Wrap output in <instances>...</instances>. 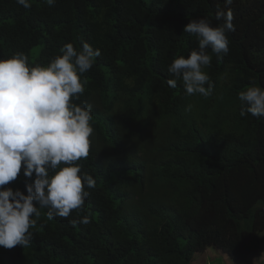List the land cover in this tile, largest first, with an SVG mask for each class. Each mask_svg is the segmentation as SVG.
I'll list each match as a JSON object with an SVG mask.
<instances>
[{
	"label": "trees",
	"instance_id": "obj_1",
	"mask_svg": "<svg viewBox=\"0 0 264 264\" xmlns=\"http://www.w3.org/2000/svg\"><path fill=\"white\" fill-rule=\"evenodd\" d=\"M0 0V58L47 65L66 43L100 49L77 104H92L96 180L81 209L49 219L31 244L0 247V264H207V248L244 263L264 244V117L240 115L238 93L264 87V0H233L229 52L202 70L210 95L167 80L197 38L183 31L224 0ZM207 87V85H205ZM19 175L10 187L24 191ZM29 183L31 181H28ZM25 194L26 191H25ZM89 216L88 225L71 221ZM198 254L196 258L194 255Z\"/></svg>",
	"mask_w": 264,
	"mask_h": 264
},
{
	"label": "clouds",
	"instance_id": "obj_2",
	"mask_svg": "<svg viewBox=\"0 0 264 264\" xmlns=\"http://www.w3.org/2000/svg\"><path fill=\"white\" fill-rule=\"evenodd\" d=\"M55 2L45 0L49 6ZM16 3L32 7L31 0ZM232 3L224 0V8H217L215 20L222 23L213 25L204 16L184 26V32L197 38V47L187 58L172 60L169 87L181 80L188 95L211 94L214 85L202 69L211 64L209 51L217 60L229 52L228 33L235 31ZM100 55V49L83 42L80 50L66 43L46 66L30 64L24 52L0 58V247L31 244L33 217L40 215L37 205L47 209L49 219L68 218L90 196L86 189L96 187V180L79 163L90 154L93 106L75 101L85 91L82 74ZM238 99L241 116L264 117V87L250 86L238 93ZM21 173L26 178L24 191L9 186ZM71 223L88 225L91 220L85 215ZM207 252L208 248L203 253L206 261Z\"/></svg>",
	"mask_w": 264,
	"mask_h": 264
},
{
	"label": "rangeland",
	"instance_id": "obj_3",
	"mask_svg": "<svg viewBox=\"0 0 264 264\" xmlns=\"http://www.w3.org/2000/svg\"><path fill=\"white\" fill-rule=\"evenodd\" d=\"M207 254V264H264V244H262L260 250L251 255L244 263H238V261L232 259L228 256L225 251L213 250L212 248H208ZM198 254L194 255L196 258Z\"/></svg>",
	"mask_w": 264,
	"mask_h": 264
}]
</instances>
